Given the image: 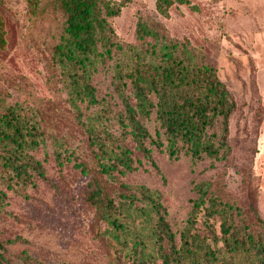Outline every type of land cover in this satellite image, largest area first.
I'll return each mask as SVG.
<instances>
[{
	"label": "trees",
	"instance_id": "1",
	"mask_svg": "<svg viewBox=\"0 0 264 264\" xmlns=\"http://www.w3.org/2000/svg\"><path fill=\"white\" fill-rule=\"evenodd\" d=\"M43 1L27 0L32 17ZM47 1L62 19L47 61V81L60 101L28 94L24 102L9 103L0 94V213L10 193L23 195L38 181L56 185L49 157L60 171L74 162L89 179L82 200L93 212L94 236L110 252L111 264H264V218L250 171L243 178L245 202L221 179L195 182V198L179 230L161 192L122 180L142 159L165 180L155 152L212 166L230 160L237 103L215 65L188 40L172 38L146 20L138 22L134 43L117 42L111 20L131 0ZM155 6L165 19L174 6L198 11L190 0H156ZM7 45L0 12V52ZM106 70L117 110L98 94L95 82ZM78 136L88 152L77 144ZM20 243L26 240L5 239L0 228V264H47L27 252L12 262L9 247Z\"/></svg>",
	"mask_w": 264,
	"mask_h": 264
},
{
	"label": "rangeland",
	"instance_id": "2",
	"mask_svg": "<svg viewBox=\"0 0 264 264\" xmlns=\"http://www.w3.org/2000/svg\"><path fill=\"white\" fill-rule=\"evenodd\" d=\"M190 1L198 11L191 6H174L170 18L165 19L156 11V0H131L121 15L111 20L116 41L121 44L135 42L140 20L163 26L172 38L188 40L215 65L237 103L230 121L233 155L228 162L212 166L209 161L195 163L188 157L171 161L155 152L165 180L143 159L136 172L122 179L161 192L174 230L185 224L195 198V182L221 179L245 202L248 196L243 178L249 171L259 187L257 205L264 218V0ZM42 6L35 18L29 13L27 0H0L8 43L0 52V94L9 103L24 102L28 94L60 101L47 81V61L62 32V19L47 0ZM95 83L100 98H107L117 110L110 72L103 71ZM113 131L121 134L118 127ZM76 142L88 152L82 136ZM40 158H45L42 152ZM46 159L56 185L38 181L36 189L30 188L23 195L10 193L9 205L0 213L1 236L26 240L9 247L12 262L27 252L47 264H111L110 252L94 236L93 212L82 200L89 179L74 162L60 171L52 159Z\"/></svg>",
	"mask_w": 264,
	"mask_h": 264
}]
</instances>
